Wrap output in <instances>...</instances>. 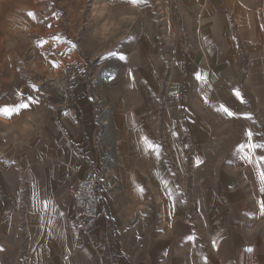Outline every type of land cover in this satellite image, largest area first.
<instances>
[{
  "label": "crops",
  "instance_id": "crops-1",
  "mask_svg": "<svg viewBox=\"0 0 264 264\" xmlns=\"http://www.w3.org/2000/svg\"><path fill=\"white\" fill-rule=\"evenodd\" d=\"M240 3L225 7L222 0H212L201 13L204 23L191 16L184 20L192 40L190 59L194 60L198 53L195 49L200 48L208 63L207 69L196 66L204 70L201 92L210 95L222 89V94L230 96L224 107L233 116L223 112L222 123L218 120L216 125L214 118L206 123L192 115L184 119L182 109H175L179 100L172 96L181 93L184 62L188 59L181 41L172 53L174 69L167 86L154 84L151 88L150 83L138 84L149 87L151 95L165 96L162 126L173 120L167 121V109L175 111L174 138L182 144L177 159L186 158L188 140L191 144L199 140L211 143L205 153L194 154L191 177L184 174L182 161L173 178L161 160L158 166H152L150 153L144 152L149 138L144 139L143 128L145 124L150 127L146 121L159 120L162 113L154 103L139 101L137 95L144 94L136 90L131 72L126 73L124 82H111L106 91L111 106L107 116L110 127L103 132L101 141L93 103L82 78L73 89L65 87L52 96L50 123L37 140L14 156L15 163H0V264H256L260 258L264 261V215L260 214L264 192L260 191L255 167L257 158L264 156V149L252 152L253 163L243 159L249 149L241 151V146L248 143L264 144L262 127L245 114L249 108L246 103L264 111V7ZM174 23L171 27L177 39L179 29ZM211 62L223 65L217 72L211 71ZM198 73L196 69L191 74L194 86H185L187 94L200 93ZM236 91L240 94L237 98ZM201 159L213 161L205 163ZM218 159H222L224 166L216 172ZM104 162L114 163L105 179L115 184L114 192H104L110 215L98 220L91 233L83 237L74 220L72 190L87 172L100 170ZM259 166L264 170V161ZM22 179L27 187L23 219L18 198ZM120 198L126 203L120 204ZM139 206L144 208L142 215L134 213ZM156 210L162 213L161 220ZM22 220L26 238L19 229ZM136 223L143 224L141 233L134 227ZM136 238L143 240L142 247L131 243Z\"/></svg>",
  "mask_w": 264,
  "mask_h": 264
},
{
  "label": "rangeland",
  "instance_id": "rangeland-1",
  "mask_svg": "<svg viewBox=\"0 0 264 264\" xmlns=\"http://www.w3.org/2000/svg\"><path fill=\"white\" fill-rule=\"evenodd\" d=\"M240 1L254 8L264 7V0H222V3L225 7H233L241 5ZM210 2L212 0H174L170 8H165L159 0H145L144 3L137 5H132L129 0H0V106L14 105L29 96L38 101L11 118L0 115V163L14 164V156L25 150L31 141L34 142L41 136L42 130L52 118L51 99L55 93L61 92L65 87L73 89L82 76L90 79L94 73L99 78L97 95L103 99L107 108L105 113L107 118L111 106L106 91L110 88V83L114 80L124 82L127 78L126 73L131 72L136 90L144 94L137 95L139 101L154 103L162 113L159 120L157 118L146 121L150 123V127L148 124L144 125V139L149 138V141L144 143V152L150 153L152 166H158L160 160L161 164L164 162L166 172L171 176L176 173V168L182 161L185 166L184 174L190 178L194 166V154L205 153L204 150L207 146H211V143H203L199 140V143L191 144L188 140L186 158L177 159L176 153L180 154L182 144L176 142L174 138L175 111L171 108L167 109V121L169 118L173 120L168 121L166 127L162 126L164 113L162 102L165 96L159 93L151 95L149 87L141 85L138 87V84L150 83L151 88H154V84L167 86L174 69L172 53L176 49L175 44L181 41L184 43L188 59L184 62L182 72L184 85L181 93L172 96V99L179 100V104L174 107L178 109L177 111L182 109L180 111L184 119L192 115L195 118L197 116L200 122L206 123L207 120L214 118L216 125L218 120L222 123V106L228 103L230 96L222 94V89L210 95L201 92L200 87L204 85L201 83L204 80L202 72L204 68L207 69L208 63L203 60L204 51L200 48H193L198 53L194 60L190 59L192 40L187 35L186 27L184 28V20L190 19V16L196 22H205L202 20L204 14L201 13L205 7L211 5ZM30 13L32 15H29ZM170 15H174L175 19L171 20ZM173 22L179 29L177 39H174L171 27ZM204 27L206 25L202 26V29ZM194 29L197 30L198 27L194 26ZM201 58L203 61H200ZM197 64L203 69L196 68ZM222 65L211 62L208 69L217 72ZM196 69L199 70L200 93L187 94L185 86H194L190 76ZM90 81H85L88 95ZM238 81L240 80L237 78L236 83ZM17 93L22 95L17 96ZM89 97L95 110L92 96ZM245 105L246 108L249 107L245 114L254 124L262 127L260 131L264 134V111L250 107L248 103ZM109 127L110 122L105 128L100 127L99 141L104 135L103 132ZM183 133L185 134L184 130ZM110 158L113 159L112 156ZM201 160L205 163L213 161ZM216 162H218L217 172L219 168L223 169L224 165L222 159ZM106 164H108L106 173L114 169L113 162ZM22 180L18 198L19 212L23 219L27 209V187L25 179ZM24 189L25 193L22 192ZM117 189H119L118 185ZM114 190L115 184L111 192ZM118 202L126 203L122 198ZM138 208L134 213L142 215L144 208L142 206ZM156 215L159 220L162 219L159 210H156ZM24 223L22 220L19 229L26 238ZM134 227H137V231L141 233L143 224L136 223ZM131 243L137 248L143 246L141 238H136ZM260 260L258 259L256 264H264V261Z\"/></svg>",
  "mask_w": 264,
  "mask_h": 264
},
{
  "label": "built area",
  "instance_id": "built-area-1",
  "mask_svg": "<svg viewBox=\"0 0 264 264\" xmlns=\"http://www.w3.org/2000/svg\"><path fill=\"white\" fill-rule=\"evenodd\" d=\"M173 1L159 0V3L165 8H170ZM83 79L91 80L88 85L89 95L92 96L95 104L96 119L100 127L105 128L108 126L109 121L105 116L107 108L104 106L103 99L97 95L99 78L93 73L90 79L88 77ZM107 168L108 164L104 162L100 170H90L72 191V210L77 230L81 236H87L98 220L109 216L104 192H111L114 189V183L113 181L105 180ZM25 191L24 189L22 192L25 193Z\"/></svg>",
  "mask_w": 264,
  "mask_h": 264
},
{
  "label": "snow or ice",
  "instance_id": "snow-or-ice-1",
  "mask_svg": "<svg viewBox=\"0 0 264 264\" xmlns=\"http://www.w3.org/2000/svg\"><path fill=\"white\" fill-rule=\"evenodd\" d=\"M145 0H129V3H131L132 5H137V4H141L144 3ZM29 15H32L31 13ZM124 57H121V59H123ZM35 87V86H33ZM22 94L17 93V96H20ZM235 95L237 97L240 96L239 92L236 91ZM38 101L34 100L31 96L27 97L26 100L25 99H21L19 103H16L14 105H4V106H0V115H3L7 118H11L14 114H19L21 112V110L23 109H27L29 108L30 104L32 103H37ZM222 111L224 113H226L228 116H233L234 113L231 112L227 107H223L222 106ZM250 118V117H248ZM249 140L252 137V133L251 131H249L247 133ZM149 147H153L152 145H149ZM247 147L249 149L248 153H245L243 156V159H245L246 162L248 163H253V159H252V152H254V150L260 148V149H264V144H255V143H248L247 145L241 146V151H243V149ZM264 161V156H260L257 158L256 163H255V167H256V172H257V178L259 180L260 183V191L264 192V170H262L260 168V162ZM260 214L264 215V201L260 202ZM252 249H248V251H251Z\"/></svg>",
  "mask_w": 264,
  "mask_h": 264
}]
</instances>
